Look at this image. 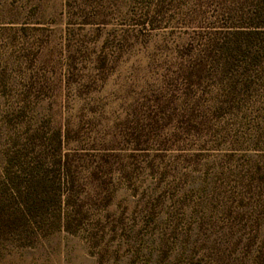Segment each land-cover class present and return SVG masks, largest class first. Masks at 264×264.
Listing matches in <instances>:
<instances>
[{
    "label": "rangeland",
    "instance_id": "374dc122",
    "mask_svg": "<svg viewBox=\"0 0 264 264\" xmlns=\"http://www.w3.org/2000/svg\"><path fill=\"white\" fill-rule=\"evenodd\" d=\"M256 1L0 0V264H264Z\"/></svg>",
    "mask_w": 264,
    "mask_h": 264
},
{
    "label": "trees",
    "instance_id": "16d2710c",
    "mask_svg": "<svg viewBox=\"0 0 264 264\" xmlns=\"http://www.w3.org/2000/svg\"><path fill=\"white\" fill-rule=\"evenodd\" d=\"M255 6L257 7V13L259 14V18H262V16H264V0H257ZM263 25H264V18L263 19H259L256 22L252 23L251 27L256 28V27H261ZM9 177L12 180L14 179L11 176H9ZM38 196L39 195L37 194V192L36 193H32L31 191L26 193L25 195H21L23 203L25 204L24 208L27 210L28 213L33 214L31 212H33L35 210L37 205H38L39 208H41L39 205H40V203H42V200L38 201L37 200ZM2 210H4V207L0 208V216L4 214V212H2ZM22 213H23V215H21V214L16 215L17 218L12 220V221H10L8 223V225H11V226L24 225V226H27L28 225V215L25 214V212H22Z\"/></svg>",
    "mask_w": 264,
    "mask_h": 264
}]
</instances>
